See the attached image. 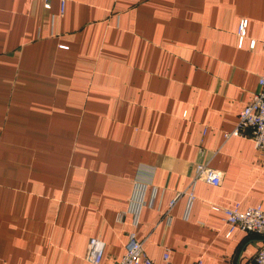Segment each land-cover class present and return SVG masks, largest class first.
<instances>
[{"label": "crops", "instance_id": "crops-1", "mask_svg": "<svg viewBox=\"0 0 264 264\" xmlns=\"http://www.w3.org/2000/svg\"><path fill=\"white\" fill-rule=\"evenodd\" d=\"M261 76L264 0H0V264H93L92 236L113 264L131 232L154 264H255L264 235L208 205L264 209L224 135Z\"/></svg>", "mask_w": 264, "mask_h": 264}, {"label": "built area", "instance_id": "built-area-1", "mask_svg": "<svg viewBox=\"0 0 264 264\" xmlns=\"http://www.w3.org/2000/svg\"><path fill=\"white\" fill-rule=\"evenodd\" d=\"M48 7L50 0H44ZM246 20H242L238 27L239 37L242 39L245 35ZM254 41L250 42V47H253ZM258 89L253 93L252 99L238 113L236 127L225 132V137L232 135L248 136L254 145V148L259 153V156L264 160V76L258 79ZM222 180V172L210 167L206 163L196 164L192 180L190 182L191 190L187 192L190 199L194 198L192 188L197 181H205L212 185L220 184ZM180 192L169 202L170 210L175 204ZM208 207L215 211H220L223 214V220L228 226V234L234 229L239 228L244 231L255 232L264 235V209L261 205L249 206L244 210L239 209V204L236 203L232 207L221 206L217 204H209ZM125 212H119L116 216L118 220H122ZM169 211L165 212V217L168 219ZM123 255L113 264H154L147 256L143 249V242L136 237L134 232L129 233L128 239L124 246ZM105 242L98 236L89 238L86 254V259L93 264H100L104 254ZM168 252L163 254L164 261L168 260ZM255 264H264V244L256 251L254 256Z\"/></svg>", "mask_w": 264, "mask_h": 264}]
</instances>
